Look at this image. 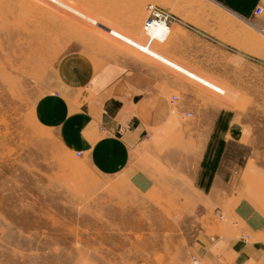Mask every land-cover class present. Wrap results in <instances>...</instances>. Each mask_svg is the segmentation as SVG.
<instances>
[{
    "label": "rangeland",
    "instance_id": "374dc122",
    "mask_svg": "<svg viewBox=\"0 0 264 264\" xmlns=\"http://www.w3.org/2000/svg\"><path fill=\"white\" fill-rule=\"evenodd\" d=\"M131 1L126 20L141 22L134 39L148 40L153 9L173 13L181 22L173 49L207 79L166 60L154 42L122 33L124 0H0V264H183L199 235L212 237L195 226L197 215L171 213L165 200L140 195L121 177L98 175L37 119L36 103L62 61L82 53L91 59L108 42L178 85L160 106L179 125L202 127L220 110L230 115L238 143L230 144L222 173L236 162V179L244 189L253 180L264 205L257 192L264 191V54L247 52L242 31L252 30L211 0ZM171 38L158 48H171Z\"/></svg>",
    "mask_w": 264,
    "mask_h": 264
},
{
    "label": "crops",
    "instance_id": "0c3cea01",
    "mask_svg": "<svg viewBox=\"0 0 264 264\" xmlns=\"http://www.w3.org/2000/svg\"><path fill=\"white\" fill-rule=\"evenodd\" d=\"M211 1L252 30L242 31L252 45L247 52L264 54L259 39L264 38V0ZM131 5V0H124L125 20L118 28L147 45L150 33L146 42L134 39L140 37V20L135 19L137 26L126 20L132 15ZM260 8L263 12L257 15ZM168 13L175 21L151 47L179 68L192 71L186 66L193 63L173 49L177 39L173 27L181 22ZM170 37L171 48H158L157 42L164 45ZM108 43L103 49L100 45L91 59L82 53L75 61H62L57 80L47 81L50 91L36 103L37 119L57 133L69 151L81 154L98 175L121 177L140 195L165 200L171 213L197 215L195 226L212 237L199 235L183 264H192V257L200 264H264V205L259 207L255 200L253 180L246 179L244 189L241 177L236 179V162L222 173L230 144L238 143L230 115L220 110L202 127L179 125L160 106L178 85L155 76L147 62L131 57L122 44ZM257 192L264 203V191Z\"/></svg>",
    "mask_w": 264,
    "mask_h": 264
},
{
    "label": "built area",
    "instance_id": "2783aa9c",
    "mask_svg": "<svg viewBox=\"0 0 264 264\" xmlns=\"http://www.w3.org/2000/svg\"><path fill=\"white\" fill-rule=\"evenodd\" d=\"M262 12H263V9L260 8L256 12V14L260 15ZM150 21L157 23L160 26L169 27L168 25L171 24L173 21H175V18L173 17V15H171L168 12L162 11L160 9H153L150 16L148 17L146 23H148ZM189 77L191 80L194 79L191 76H189ZM194 80L198 81L197 79H194ZM213 91H215V93H217V94L223 95V93L221 92L220 89H213ZM177 99H178V97L173 96L172 102L174 103ZM186 116L190 117L191 114L187 113ZM192 264H200V261L196 257H192Z\"/></svg>",
    "mask_w": 264,
    "mask_h": 264
},
{
    "label": "bare ground",
    "instance_id": "6f19581e",
    "mask_svg": "<svg viewBox=\"0 0 264 264\" xmlns=\"http://www.w3.org/2000/svg\"><path fill=\"white\" fill-rule=\"evenodd\" d=\"M144 30H145V32L151 33V38L149 40V46H150L156 40H159L162 37H164V35L170 30V28L166 27V26H160L157 23L150 21L148 23H145ZM111 36H113V35H111ZM115 38H117V37L115 36ZM191 77L194 78L193 76H191ZM216 89H218V88H216ZM212 90H213V88H212ZM220 90L223 93V95H226L225 91L223 89H220Z\"/></svg>",
    "mask_w": 264,
    "mask_h": 264
}]
</instances>
